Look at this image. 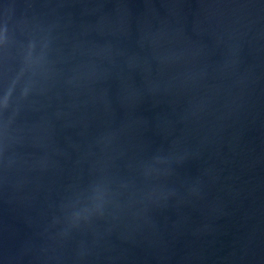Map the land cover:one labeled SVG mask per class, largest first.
I'll use <instances>...</instances> for the list:
<instances>
[{"label": "water", "instance_id": "obj_1", "mask_svg": "<svg viewBox=\"0 0 264 264\" xmlns=\"http://www.w3.org/2000/svg\"><path fill=\"white\" fill-rule=\"evenodd\" d=\"M0 264H264V0H0Z\"/></svg>", "mask_w": 264, "mask_h": 264}]
</instances>
